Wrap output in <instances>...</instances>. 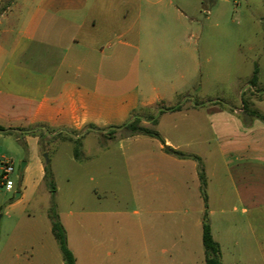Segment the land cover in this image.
Returning a JSON list of instances; mask_svg holds the SVG:
<instances>
[{
	"label": "crops",
	"instance_id": "0c3cea01",
	"mask_svg": "<svg viewBox=\"0 0 264 264\" xmlns=\"http://www.w3.org/2000/svg\"><path fill=\"white\" fill-rule=\"evenodd\" d=\"M2 3L0 0V124L4 127L15 132L16 128L35 124L78 130L88 129L91 124L100 128L121 125L138 109L163 102L171 92L168 80L158 84L148 72L139 69L131 76L136 83L126 78L127 73L122 76L118 72L121 76H116V70L122 71L129 58L133 64L142 55L146 37L150 43L159 37L155 34L160 26L155 17V0ZM145 4L150 11L146 18ZM171 89L176 90L174 86ZM210 110L217 156L211 157V168H204L206 187L210 189L213 178L220 192L212 198L208 191L207 211L213 237L220 244L221 261L264 264V122L248 114L240 118L222 109ZM11 135L0 132V140ZM179 135L181 139L175 140L161 136L163 140L157 147L135 148V157L124 158L125 162L132 161L137 170L139 197L146 203L143 211L137 210L141 245L146 252L143 264H206V207L199 167L209 152L202 145L199 150L189 148L194 144L189 133ZM200 143L207 144L208 140L201 139ZM104 156L109 173L105 184L112 190L118 159L109 147L104 149ZM2 160H7L5 154H0V163ZM218 161L223 163L225 173ZM28 165L29 162L26 169ZM44 165L40 161L43 179ZM223 174L232 185L233 201L222 190ZM162 203L168 207L161 208ZM101 214L107 216L109 212ZM96 224L93 218L89 221L90 239L107 244L112 239L107 223L99 227ZM97 229L103 230L104 236ZM16 240V235H10L8 243H0V264L22 259L14 253ZM24 240V249L40 250L37 257L34 253L27 256V264H50L42 252L46 244L41 238L35 240L29 235ZM73 253L76 264H80L74 250ZM61 264H65L64 258Z\"/></svg>",
	"mask_w": 264,
	"mask_h": 264
},
{
	"label": "rangeland",
	"instance_id": "374dc122",
	"mask_svg": "<svg viewBox=\"0 0 264 264\" xmlns=\"http://www.w3.org/2000/svg\"><path fill=\"white\" fill-rule=\"evenodd\" d=\"M11 1L3 0L2 5ZM155 2V17L160 23L155 34L159 37L153 43L146 37L142 55L133 64L129 58L122 71L116 70V76H121L118 72H122V76L127 73L126 78L136 83L131 76L139 69L148 72L158 84L168 80L171 92L165 100L138 109L132 117L139 115L141 125L159 131L164 138L181 139L179 134L189 133L190 139L194 140L189 148L199 150L200 145L206 146L209 155L201 163L204 168H211V157L217 156V143L210 109H222L243 118L246 114L243 99H246L252 109L264 113V0ZM149 13L145 4L143 16L146 18ZM5 65L6 61L2 67ZM256 67L258 81L252 86ZM173 86L175 91L171 89ZM176 105L181 106L179 111L159 113L163 107ZM151 117H158L159 123L155 125ZM25 129L38 133L39 138L35 140L22 128H16L9 138L0 140V154H5L14 167L7 181H2V171L0 173V243L3 246L9 242L10 235H16L14 253L22 256L13 264H27L25 259L30 253L35 257L39 255L38 247L33 250L23 248L24 239L29 235L35 240L41 238L46 244L42 252L46 253L50 264L63 261L59 245L50 231L51 220L47 217L51 192L39 168L40 161L46 163V159L54 172L58 211L67 228L68 245L76 252L80 264H121L120 261L122 264H143L146 252L141 245L137 210L143 211L146 203L139 197L137 170L132 161L125 162L124 158L135 157V148L157 147L161 140L142 134L125 136L122 129L111 133L109 126L100 130L89 127L83 135L81 157L75 159L74 144L62 139L64 135L72 134L71 129L43 124ZM199 135L208 143L201 144V139L195 137ZM108 147L112 156L118 159L117 166L114 165L112 190L105 184V176L109 173L105 167L104 149ZM22 163H25L23 170ZM218 165L225 173L223 163L218 161ZM210 181L206 194L209 191L213 198L220 189L213 178ZM222 183V190L233 201L232 185L224 174ZM14 202L16 204L11 205ZM167 207V203H162L161 208ZM102 212L109 214L104 216ZM92 218L98 227L107 223L112 237L107 244L90 239L88 227ZM97 232L104 236L103 230L97 229ZM79 236L82 241L78 240ZM116 259L120 261L115 262Z\"/></svg>",
	"mask_w": 264,
	"mask_h": 264
},
{
	"label": "trees",
	"instance_id": "16d2710c",
	"mask_svg": "<svg viewBox=\"0 0 264 264\" xmlns=\"http://www.w3.org/2000/svg\"><path fill=\"white\" fill-rule=\"evenodd\" d=\"M258 67L255 68L254 74L251 78V84L256 85L258 81ZM181 108L180 105L176 106H167L163 107L159 110V113H163L165 111H175L179 110ZM243 110L246 112V114L258 118L264 122V113L260 112L259 110L252 109L249 106V103L246 99H243ZM154 124L158 123V117H151ZM141 123V117L139 115H134L130 120L126 121L125 123L121 125H111L109 126L111 133H115L118 129H122L124 131L125 136H131V135H137V134H144L149 135L152 137L159 138L160 140H163L159 131L143 126ZM247 123V122H246ZM95 129H102L100 127H97L94 124L90 125V128ZM26 134H32V135H39L38 133H35L31 129H25L22 128ZM89 129H85L83 133H80L81 130L78 129H71L72 134L64 135L62 139L64 141H71L74 144V156L76 159H79L82 154V145H83V135L88 132ZM0 132L5 133H13L14 129H8L0 124ZM174 153L180 155V156H186L184 153L180 151H173ZM199 176L201 181V191L204 196L205 200V213H204V219H203V244L205 248V259L206 264H223L221 261V248L220 244L214 239L212 234V229L208 217V211H207V194H206V186H207V178L205 169L200 162L199 167ZM44 181L51 192V205L48 209V215L51 220L52 225V233L55 237V239L58 242V245L60 247V250L62 252V256L64 258L65 264H76V257L73 251L70 249L68 245V238H67V232L65 229V226L61 222L60 214L58 211V203L56 200V192H57V186L54 179V172L52 169V166L50 162H46L44 165ZM240 264V263H238Z\"/></svg>",
	"mask_w": 264,
	"mask_h": 264
},
{
	"label": "built area",
	"instance_id": "2783aa9c",
	"mask_svg": "<svg viewBox=\"0 0 264 264\" xmlns=\"http://www.w3.org/2000/svg\"><path fill=\"white\" fill-rule=\"evenodd\" d=\"M13 171H14V167L12 163L5 160L2 166V173H1L2 181H7L9 174L12 173Z\"/></svg>",
	"mask_w": 264,
	"mask_h": 264
},
{
	"label": "water",
	"instance_id": "95a60500",
	"mask_svg": "<svg viewBox=\"0 0 264 264\" xmlns=\"http://www.w3.org/2000/svg\"><path fill=\"white\" fill-rule=\"evenodd\" d=\"M167 149H170L169 147H167ZM46 156V155H45ZM46 162H48V159H46ZM24 166H25V163H22L21 164V170H23L24 169Z\"/></svg>",
	"mask_w": 264,
	"mask_h": 264
}]
</instances>
